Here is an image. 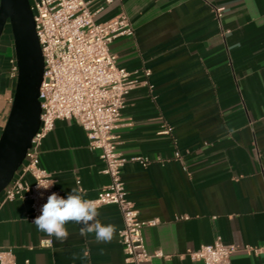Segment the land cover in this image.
<instances>
[{
    "label": "crops",
    "instance_id": "crops-1",
    "mask_svg": "<svg viewBox=\"0 0 264 264\" xmlns=\"http://www.w3.org/2000/svg\"><path fill=\"white\" fill-rule=\"evenodd\" d=\"M102 6L104 0H90L97 22L125 13L135 29L110 46L140 83L127 96L114 135L128 159L121 173L128 198L140 221H157L143 227L148 251L162 253L150 264H204L190 253L218 240L237 247L231 264H264V253L249 250L264 245V0ZM14 55L10 34L0 41V135L15 88L3 63ZM134 157L148 158L147 165ZM40 159L65 198L81 187L93 199L110 183L100 152L89 149L75 120L56 121ZM29 210L23 199L0 203V250H11L17 264H128L117 205L98 207L99 219L117 227L108 243L82 236L75 223L59 243L26 220ZM85 251L86 258L72 259Z\"/></svg>",
    "mask_w": 264,
    "mask_h": 264
},
{
    "label": "built area",
    "instance_id": "built-area-1",
    "mask_svg": "<svg viewBox=\"0 0 264 264\" xmlns=\"http://www.w3.org/2000/svg\"><path fill=\"white\" fill-rule=\"evenodd\" d=\"M29 1L45 62L39 98L41 124L23 164L1 193L0 203L17 199L29 201L26 220L31 223L41 214L40 209L47 202V197L53 192L59 193L56 183L47 190L37 189L38 182L55 181L41 164L42 144L53 131L56 121L75 120L86 132L89 149L100 152L105 163L103 172L110 177V183L93 200L98 207L110 204L119 207L123 225L118 237L126 263L150 264L162 253L148 251L143 227L156 225L157 221H140L138 210L129 200L121 177L128 159L118 151L114 135L126 107V98L140 83L133 79L134 72L119 66L110 46L121 37L134 36L135 29L125 13L97 22L95 15L98 11L91 9L90 0ZM115 1L118 0H104V6ZM8 72L15 81L18 76L15 55L10 59ZM144 74L149 77L151 71L145 70ZM176 157H181L179 152ZM131 160L140 161L145 166L148 163V158L134 157ZM43 246H51V241H46ZM236 250L235 245L218 240L202 245L191 252L190 257L204 264H231ZM249 250L255 254L264 253V245ZM0 264H17L11 250H0Z\"/></svg>",
    "mask_w": 264,
    "mask_h": 264
},
{
    "label": "water",
    "instance_id": "water-1",
    "mask_svg": "<svg viewBox=\"0 0 264 264\" xmlns=\"http://www.w3.org/2000/svg\"><path fill=\"white\" fill-rule=\"evenodd\" d=\"M11 27L18 76L7 122L0 135V195L23 164L41 124L44 57L29 0H0V41Z\"/></svg>",
    "mask_w": 264,
    "mask_h": 264
},
{
    "label": "clouds",
    "instance_id": "clouds-1",
    "mask_svg": "<svg viewBox=\"0 0 264 264\" xmlns=\"http://www.w3.org/2000/svg\"><path fill=\"white\" fill-rule=\"evenodd\" d=\"M225 36H231V31L225 32ZM56 181L38 182L37 189H49ZM43 197V192L40 193ZM87 192L81 187H73L67 193L66 198L53 192L47 197V202L42 205L40 212L32 223L37 230L53 237L57 242L67 241L70 233L66 225L75 223L81 225L80 234L87 236L94 234L98 243L111 242L117 232L116 225L112 223H103L100 217V211L95 200L86 198ZM87 252L81 257L73 254L72 259H84Z\"/></svg>",
    "mask_w": 264,
    "mask_h": 264
},
{
    "label": "rangeland",
    "instance_id": "rangeland-1",
    "mask_svg": "<svg viewBox=\"0 0 264 264\" xmlns=\"http://www.w3.org/2000/svg\"><path fill=\"white\" fill-rule=\"evenodd\" d=\"M10 34H11V27H10V25L8 24V25L6 26V29H5L4 34H3V36H2V39L5 40L6 37H7L8 35H10ZM3 65L6 66V67L9 66V62L5 61V62L3 63ZM16 80H17V79H16ZM16 80H15V84H16Z\"/></svg>",
    "mask_w": 264,
    "mask_h": 264
}]
</instances>
